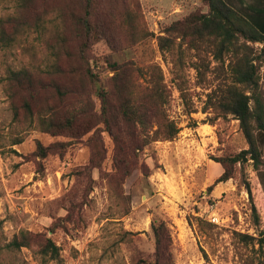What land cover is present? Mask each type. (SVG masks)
Segmentation results:
<instances>
[{"label": "rangeland", "instance_id": "rangeland-1", "mask_svg": "<svg viewBox=\"0 0 264 264\" xmlns=\"http://www.w3.org/2000/svg\"><path fill=\"white\" fill-rule=\"evenodd\" d=\"M230 3L240 7L239 0ZM84 6V0H48L40 10L42 26L19 31L14 42L0 40V240L5 246L22 231L38 237L31 249L5 253L3 263L42 264L37 245L51 238L60 259L48 264H153L152 224L160 220L170 229L171 264H264V157L259 170L251 162L236 165L230 180L215 185L224 172L217 160L248 148L239 121L204 110L208 94L229 80V61L219 65L208 50H192L181 40L174 54L159 45L167 27L207 13L205 1L98 0L95 19L107 36L90 44L88 61L73 18ZM16 7L0 0V32L14 34ZM249 45L264 102L263 46ZM115 64L142 87L147 82L140 75L160 67L170 92L167 113L181 129L174 141L152 143L132 157L129 176L115 170V144L86 76L90 65L109 87ZM179 87L196 113L187 114ZM74 113L80 114L76 139L40 125L42 116L64 121ZM39 145L48 148L47 156ZM96 149L101 161L92 169ZM143 164L151 169L148 178Z\"/></svg>", "mask_w": 264, "mask_h": 264}, {"label": "trees", "instance_id": "trees-1", "mask_svg": "<svg viewBox=\"0 0 264 264\" xmlns=\"http://www.w3.org/2000/svg\"><path fill=\"white\" fill-rule=\"evenodd\" d=\"M13 1L17 2V14L12 18L16 25L14 34L11 35L4 29L0 32L2 37L0 40L6 43L14 42L19 31H27L30 26H42L45 12L42 13L40 10L48 0ZM204 1L209 8L207 13H193L167 27L165 35L159 37V45L162 51L174 54L176 42L181 40L192 50L198 52L208 50L219 65H225L229 61L227 71L225 70L229 80H223L208 94L204 110H213L218 118L232 116L239 121L248 148L217 160L224 169L223 174L215 182L217 185L232 178L236 165L251 162L255 170H259L264 157V102L260 94L256 58L251 56L253 51L249 45L259 43L263 46L261 51L264 52V2L259 6L255 1L248 3L239 0L240 7H234L230 0ZM84 3L82 11L77 15L73 14V18L76 22V38L82 41L81 55L87 60L86 53L90 44L106 39L107 34L96 23L95 10L98 0H84ZM175 65L178 63L175 62ZM113 66L116 68L114 69L116 74L111 77L109 87L101 84L99 76L93 73L90 65L86 69V76L95 86V93L101 102V123L115 144L113 158L115 170L129 176L133 167L132 157L137 159L139 152L152 143L174 141L181 129L167 113L170 92L160 67L152 65L147 72L149 75H140L141 78H146L147 82V85L142 87L131 75H124L127 69L125 71V68L116 64ZM203 66L204 64L200 63L197 67L200 76L203 75ZM140 71L142 72L141 69ZM178 89L187 114L196 113L187 91L182 87ZM56 92L60 96H65L60 87H57ZM29 109L28 106L27 110ZM79 113L70 115L64 121L42 116L40 125L54 136L68 134L65 136L76 139L80 136L77 126L80 120ZM85 130L87 131L84 135H87L90 128ZM90 142L95 146L94 138H91ZM63 146L66 150V146ZM38 150L42 157L47 156L48 148L39 145ZM100 159V149L92 151L90 168H99ZM141 171L144 177H150L151 169L148 165L143 164ZM209 190H212V187ZM2 224L0 221V229ZM152 232L155 239L153 264H171L172 239L168 225L165 221L156 220L152 224ZM240 236L245 240H255L249 235ZM37 238L28 231H22L5 246L0 240V264H4L5 253L14 256L22 248L31 249ZM261 243L263 244L264 240ZM37 246L35 254L40 257L42 264L60 259V248L51 238H45Z\"/></svg>", "mask_w": 264, "mask_h": 264}]
</instances>
